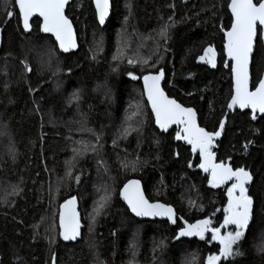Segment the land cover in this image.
Returning a JSON list of instances; mask_svg holds the SVG:
<instances>
[{"label":"trees","instance_id":"trees-1","mask_svg":"<svg viewBox=\"0 0 264 264\" xmlns=\"http://www.w3.org/2000/svg\"><path fill=\"white\" fill-rule=\"evenodd\" d=\"M111 5V16L100 29L91 0L70 1L66 16L79 48L62 55L52 38L40 35L39 20H32L31 31L24 32L14 0H0V26L7 11L14 13L4 27L0 48V130H5L0 131V188L12 189L8 196L0 191V264H53V257L55 264H204L210 253H218L219 245L211 242L210 234L203 241L175 236L185 222L200 218L210 217L219 226L229 185L208 184L198 156L175 139L176 128L167 133L155 129L140 79L162 69L167 95L193 108L206 131H216L231 96L222 35L231 22L228 0H111ZM165 25L166 34L161 36ZM119 35L126 43L142 46L149 56L146 65L114 61ZM208 46L215 50V67L199 59ZM263 63L258 39L251 64L252 88ZM51 67L59 70L57 76ZM77 90V105H68L66 94ZM135 93L140 100L133 98ZM134 102L139 107L131 124L134 131L125 135L127 105ZM46 117L87 126L83 137L93 141L96 151L69 159L71 137L73 132L78 137L80 130L51 126ZM138 117L146 120L143 128L137 126ZM212 151L218 163L243 167L252 176L247 187L253 200L252 223L238 242L240 254L221 264H264V117L252 119L249 112L235 111ZM68 162L66 187L52 198L49 182L62 179ZM98 163L107 167L108 177ZM98 174L105 184L110 182L112 193L96 217L93 237L87 240L91 185ZM130 178L141 180L148 200L175 209V226L140 222L129 214L119 191ZM70 196L78 199L84 230L79 242L66 245L59 238L57 219L59 205ZM190 199L192 204L187 203ZM44 216L52 233L46 232L49 223L40 227ZM133 230L140 236L134 248ZM53 236L50 245L45 239Z\"/></svg>","mask_w":264,"mask_h":264},{"label":"snow or ice","instance_id":"snow-or-ice-1","mask_svg":"<svg viewBox=\"0 0 264 264\" xmlns=\"http://www.w3.org/2000/svg\"><path fill=\"white\" fill-rule=\"evenodd\" d=\"M67 3L68 0H14L23 30L25 32L30 30V18L33 16L42 18L40 30L43 33H51L64 52L76 47L72 23L65 15ZM94 3L99 21L104 24L105 17L108 15L109 0H94ZM228 8L231 12V27L225 32L224 52L231 61L233 90L227 108L233 109L238 106L240 109H251L252 119H256L255 113L264 114V77L259 78L254 90H251L249 62L254 42L264 39V0H230ZM6 15L11 18L14 13L7 11ZM167 27V25L162 27L161 36H165ZM203 52L199 59L215 67L216 53L213 47L208 46L203 49ZM140 62L128 59L129 64ZM143 63L147 61L144 60ZM129 75L132 74L129 73ZM163 76L162 69L155 75L143 76L144 93L151 106L156 125L163 131H167L171 125L178 126L179 130L176 132L175 139L185 141L191 146L193 153L198 152V167L205 173H209L207 180L211 187H220L231 181L227 187V203L223 206V220L219 226L214 225L210 217L198 219L191 224L185 222L176 233L175 239L198 237L203 241L206 234H210L211 242H216L219 249L218 253H210L204 264H221L222 260L240 254L238 242L244 237L245 230L249 226L253 208V200L248 195L246 187L252 180V176L243 167L233 169L223 161L216 162L212 148L216 138L221 136L225 121L221 119L219 129L212 132L200 127L197 124V114L192 108L182 106L175 99L169 98L162 90L160 82ZM132 78L136 79L134 76ZM127 133L128 129H125L124 134ZM188 166L192 167L191 162ZM119 195L136 217H167L168 221L176 223L173 208L159 202L150 203L141 190L139 180H128L120 189ZM102 199L106 200L107 197ZM189 203L192 204L191 201ZM75 204L76 198L72 197L60 205L59 236L65 241L75 240L80 234L81 225ZM102 206V204L99 205L94 211L98 214ZM91 219L94 221L95 216ZM229 226H234L233 230L227 231ZM53 264H55L54 257Z\"/></svg>","mask_w":264,"mask_h":264},{"label":"rangeland","instance_id":"rangeland-1","mask_svg":"<svg viewBox=\"0 0 264 264\" xmlns=\"http://www.w3.org/2000/svg\"><path fill=\"white\" fill-rule=\"evenodd\" d=\"M125 1H128V0H125ZM120 35L122 36V34H120ZM120 35L118 36L117 51H116V54H115V57H114V61L120 62V63H124L125 65H131V66L133 65V66H137V67L146 65L147 63H143V61L146 60L148 62L149 61V56L144 53V51L142 50V46L141 45L135 46L132 42H127L126 43L125 41L120 39ZM121 53L123 54L122 56H121ZM52 56L53 57L55 56L54 51H52ZM128 59L139 60L141 62L140 63L129 64L128 63ZM202 62H205V61H202ZM1 63L2 62H0V65H1ZM51 68H53L52 69V71H53L52 75L53 76H57V74H59V70L56 69V67H51ZM78 96H79L78 90L77 91H69L66 94V101H67L66 103L68 105H70V106H72V105L76 106L77 103H78ZM133 98H135L137 100H140V97H139L138 93H135L133 95ZM138 111H139V107H138L137 103H135V102L132 103V104L128 103L127 110H126V115H125L126 120H127V124H126L125 129H128V133L127 134H130V133H132L134 131V127H132L131 124L133 123L134 115L137 114ZM47 116H50V115H47ZM136 119H137V121H141V122L138 123L137 126H139L140 128H143L144 127V121L146 123V120H144V119H142L140 117H138ZM45 123L49 124L51 126H60V127L67 126L66 128H71V129L74 128L73 130L76 131V132H78L80 130L79 133L77 134L78 137H75V133L74 132H73V135L71 137V141H70V143H71V155H70L69 159L70 158H74V157H79V156L90 155V154H92V153H94L96 151L97 147L93 143V141L91 139L83 137V134H86L88 132V130L86 129L87 126L83 127V125L81 123L77 124V122H74V123L72 122V123H70L68 125L66 122L57 121V120H55L52 117H46ZM0 127H2L1 121H0ZM2 130H3V132H5L4 128H2L0 131H2ZM9 144H10V142H9ZM4 150H5V152L7 151L8 153H12L11 148L4 147ZM96 157L97 156H95L94 158H96ZM70 164L71 163H69V162L66 164V169L64 170V173L62 174V179H59V180L54 179V180H52V178H51V180L49 182V193H50L52 198H55L57 196L58 192L61 189L66 187L65 183L69 179V174H70V169H71ZM98 166L101 167V169L103 170L104 175L108 177L107 174H109V172H108L107 167L105 169H103L102 165L100 163H98ZM91 189H93V198L91 199L92 200V202L90 204L91 210H90L89 216H88V226L86 227V233L88 234L87 240H88L89 237H93L94 227H95V223H96V217L107 206V204L110 201V195L112 193V192L110 193V190H111L110 182H109V184H105L102 181V176L101 175L99 176V174H98L97 177L95 176V178L92 180ZM0 191L2 193H6V196H8V195H10L12 193L11 187L6 188L5 190L3 189V187H1ZM104 197H107V199L106 200L102 199ZM190 201L193 202L194 199H190L187 203L189 204ZM101 204L103 206L99 208V213L97 214L94 211V209H96ZM92 216H95V220L94 221L91 219ZM40 221H41L40 227H41V224L42 225L45 224L44 222L50 224L49 219L46 216L42 217ZM51 228H52V225H51L50 228L46 229V232L52 233L51 232ZM138 232L139 231H137V230H135V231L133 230L132 231L131 243L133 245H136V243H137L136 240H137V238L139 236ZM45 240L50 245L52 243L54 244V242H55L54 236H53V238L51 240H48V239H45ZM87 244H88V242H86V245ZM92 245H93V243H92ZM90 246L91 245H88L87 248L89 249ZM91 247H93L95 249L94 246H91ZM262 249H264V247ZM263 252H264V250H263ZM92 254H93L92 256L97 258L98 255H97L96 250H93Z\"/></svg>","mask_w":264,"mask_h":264},{"label":"water","instance_id":"water-1","mask_svg":"<svg viewBox=\"0 0 264 264\" xmlns=\"http://www.w3.org/2000/svg\"><path fill=\"white\" fill-rule=\"evenodd\" d=\"M70 1H71V0H68V3H67L66 6H65V15H66L67 6H68V4L70 3ZM91 2H92V5H93V8H94L95 15H96L97 24H98V26H99L100 29H103V28H105V26H106V24H107V22H108V20H109V18H110V16H111V11H112L111 0H109L108 15L105 17V22H104V24H101L100 21H99V18H98L97 12H96V5H95V3H94V0H91ZM229 3H230V0H228V4H229ZM15 8H16V11H17V13H18V8H17L16 6H15ZM227 11H228V14H229V16H230V18H231V12H230V9L228 8V5H227ZM12 12H13V11H12ZM11 18H12V17H11ZM9 19H10V18L7 16L6 21H5V23L3 24V26H0V48H1V45H2V33H3V30H4V27H5L6 23L9 21ZM19 19H20V17H19ZM34 19L39 20L40 25L42 24V18H39V17H37V16H33L32 18H30V30L27 31V32H30V31H31V28H32V27H31V22H32V20H34ZM71 23H72V22H71ZM20 24H21V28H22V30H23V24H22L21 19H20ZM40 25H39V32H40V35H42V36H48V37L52 38L53 41L55 42L56 47H57V50H58V52H59L60 54H62V55H68V54H72V53H75V52L78 51V48H79V47H78V41H77L76 31H75V28H74L73 24H72V27H73L74 39H75V41H76V47H75V48H72V49H69L67 52H64L63 50H61V49L59 48L58 43L55 41V37L52 36L51 33H43V32L40 30ZM230 27H231V22H230L229 27H228L227 29H225V30L222 31V35H223V40H224V42H223L224 67H225L226 69H229V71H230V76H231V94H232V90H233V87H232V86H233V80H232V73H231V61H230V59L228 58V56L226 55V53L224 52L225 32L228 31V30L230 29ZM23 31H24V30H23ZM24 32H25V31H24ZM260 41H261V44H262L263 49H264V39H260ZM256 43H257V40L254 42L253 53L250 55V62H249V77H250V79H249V86H250V89H251V90H254V88L251 87V85H252V84H251V64H252V58H253V55H254V52H255V48H256ZM157 73H158V72H155V73H147V74H145V75H148V74L155 75V74H157ZM143 76H144V75H143ZM143 76L141 77L140 82H141V86H142V90H143L144 99H145V101H146V103H147V105H148V108H149L150 113H151V115H152V117H153V120H154V126H155V129H157L159 133H167V132H169L170 130H172V129H174V128H178L177 125H171L167 131H163V130H161V129L156 125V123H155V117H154V115H153V113H152L151 106H150V104H149L148 101H147V96H146V94L144 93V82H143ZM262 77H264V63H263V67H262V71H261V75H260V78H262ZM164 83H165V74H164V76H163V78L161 79V82H160V85H161L162 90H163V85H164ZM257 83H258V82H257ZM163 91H164V90H163ZM164 92H165V91H164ZM165 94L167 95L166 92H165ZM167 96H168V95H167ZM168 97H169V96H168ZM169 98H171V97H169ZM172 99H174V98H172ZM230 99H231V96H230L228 102L230 101ZM228 102H227V103H228ZM178 103H179V102H178ZM182 106H183V105H182ZM184 107H185V106H184ZM192 109H193V108H192ZM193 110H194V109H193ZM194 111H195V110H194ZM235 111H240V112H242V113H244V112H249V113L251 114V116H253V113H252L251 109H240L238 106H237V107H234L233 109H228V108H227V105H226V109H225L224 115H223V117H222V119L225 121V126H224V128L221 130V136L218 137V138H216V140L214 141V143H215V142H218V141H220V140H222L223 135H224V132H225V128H226L227 118H228L229 115H233ZM195 112H196V111H195ZM196 114H197V113H196ZM255 116H256V117H264V114H261V113L257 112V113H255ZM197 124L199 125V117H198V115H197ZM199 126H200V125H199ZM200 127H201V126H200ZM218 129H219V125H218V128H217L216 130H218ZM179 141H180L182 144H184L186 147L189 148V152H190V154H191L193 157L198 156V159H199V154H198V152H197V153H193V152L191 151V146H190V145H188V144H187L185 141H183V140H179ZM215 160H216V162H217L216 154H215ZM217 163H218V162H217ZM199 169H200V168H199ZM200 170H201V172H202L204 175H209V173H205L202 169H200ZM129 180H139V179H137V178H130ZM127 181H128V180H127ZM127 181H126L125 183H127ZM139 181H140V184H141V190H142V192H143V194H144V196H145V192H144L143 184H142L141 180H139ZM125 183H124V184H125ZM230 183H231V181L228 182V184H230ZM250 183H251V181L249 182V184H250ZM124 184H123V185H124ZM228 184H225V185H228ZM249 184H248L246 187H248ZM123 185L121 186L120 189L123 188ZM119 192H120V191H119ZM72 197H75V196L67 197V198H66V199H65L60 205H62L66 200L71 199ZM119 197H120V195H119ZM75 198H76L75 208H76V212H77V214H78V218H79V220H80V225H81V227H80V234H79V236H77V238H76L75 240H68V241L63 240V238L59 236L61 242H62L63 244H66V245H68V244H75V243L79 242V241L81 240L82 232H83V230H84V226H83V223H82V220H81V214H80V212H79V202H78L77 197H75ZM145 198L147 199L146 196H145ZM120 200L122 201L123 205L127 208L129 214H130L133 218H135L136 220H138V221H140V222H146V221H147V222L164 221V222H167L170 226H175V225H176V223H171L170 221H168V220H167V217H136V216H134L133 213H131V211H130V210L128 209V207H127L126 202H125L121 197H120ZM149 202H150V203H155V202L162 203V202H160V201H150V200H149ZM162 204H165V203H162ZM60 205H59V208H58V219H57L58 230H59V210H60ZM166 205H167V204H166ZM169 206H171V205H169ZM171 207H172V206H171ZM172 208H173V207H172ZM173 210H174V213H175V217H174V218L176 219V212H175V209L173 208ZM200 219H204V218H200ZM252 219H253V208H252V214H251V219H250V223H249L248 228L250 227V225H251V223H252ZM197 220H198V219H197ZM195 222H196V220L193 221V222H190V224H191V223H195ZM183 226H184V224H183ZM183 226H182V227H183ZM231 228H234V226H229L228 229H231ZM248 228H247L246 230H248ZM228 229H227V230H228ZM246 230H245V231H246ZM222 231H224V230H222ZM206 235H209V234H206ZM181 238H182V239H186V240L199 239L198 237H181Z\"/></svg>","mask_w":264,"mask_h":264},{"label":"flooded vegetation","instance_id":"flooded-vegetation-1","mask_svg":"<svg viewBox=\"0 0 264 264\" xmlns=\"http://www.w3.org/2000/svg\"><path fill=\"white\" fill-rule=\"evenodd\" d=\"M176 130L178 131L179 129L178 128H176ZM231 184V183H230ZM230 184H228V185H230Z\"/></svg>","mask_w":264,"mask_h":264}]
</instances>
